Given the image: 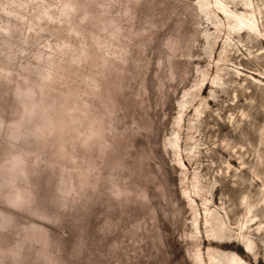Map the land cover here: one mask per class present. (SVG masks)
Segmentation results:
<instances>
[{"label":"rangeland","instance_id":"obj_1","mask_svg":"<svg viewBox=\"0 0 264 264\" xmlns=\"http://www.w3.org/2000/svg\"><path fill=\"white\" fill-rule=\"evenodd\" d=\"M221 1L0 0V264H264V0Z\"/></svg>","mask_w":264,"mask_h":264},{"label":"bare ground","instance_id":"obj_2","mask_svg":"<svg viewBox=\"0 0 264 264\" xmlns=\"http://www.w3.org/2000/svg\"><path fill=\"white\" fill-rule=\"evenodd\" d=\"M215 4L224 13H226L227 15L230 14L231 10L228 8L226 3L222 2L221 0H216ZM234 18L236 20V24H235L236 27H239V28L240 27H249V29L250 28H257L256 18L254 16L245 15V16L241 17V16H238V15H235ZM252 248H253V244L250 243V242H247L246 243V250L251 252ZM225 255L228 258V262L226 264H246V262L238 255H235V254H233V255L225 254Z\"/></svg>","mask_w":264,"mask_h":264}]
</instances>
